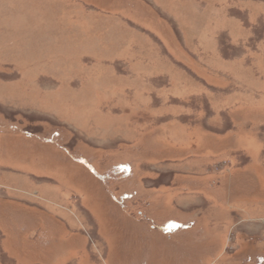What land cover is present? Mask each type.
I'll list each match as a JSON object with an SVG mask.
<instances>
[{
  "label": "rangeland",
  "instance_id": "rangeland-1",
  "mask_svg": "<svg viewBox=\"0 0 264 264\" xmlns=\"http://www.w3.org/2000/svg\"><path fill=\"white\" fill-rule=\"evenodd\" d=\"M0 264H264V0H0Z\"/></svg>",
  "mask_w": 264,
  "mask_h": 264
},
{
  "label": "trees",
  "instance_id": "trees-1",
  "mask_svg": "<svg viewBox=\"0 0 264 264\" xmlns=\"http://www.w3.org/2000/svg\"><path fill=\"white\" fill-rule=\"evenodd\" d=\"M30 138V137H29Z\"/></svg>",
  "mask_w": 264,
  "mask_h": 264
}]
</instances>
